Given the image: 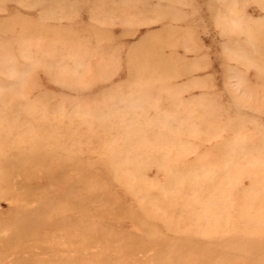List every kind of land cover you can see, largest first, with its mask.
Listing matches in <instances>:
<instances>
[{
	"label": "rangeland",
	"instance_id": "1",
	"mask_svg": "<svg viewBox=\"0 0 264 264\" xmlns=\"http://www.w3.org/2000/svg\"><path fill=\"white\" fill-rule=\"evenodd\" d=\"M0 264H264V0H0Z\"/></svg>",
	"mask_w": 264,
	"mask_h": 264
},
{
	"label": "bare ground",
	"instance_id": "2",
	"mask_svg": "<svg viewBox=\"0 0 264 264\" xmlns=\"http://www.w3.org/2000/svg\"><path fill=\"white\" fill-rule=\"evenodd\" d=\"M91 32V34L95 37V39L97 40V41H101V42H103L104 40H105V38L107 39L108 37L106 36V35H100L98 32H97V30H93V31H90ZM93 32H97V33H93ZM163 35V34H162ZM163 36H166V35H163ZM167 37H168V35H167ZM101 38H102V40H101ZM167 41H168V39H167ZM152 42H145V45L144 46H149V44H151ZM168 44H170L169 46H173V43L172 42H168ZM154 46L156 47V49L158 48V44L157 43H155L154 44ZM144 48V47H143ZM148 51H150V50H152L151 48H146ZM142 51H143V53L144 54H146L147 56H149V54L147 53V52H144V50L142 49ZM153 53V52H152ZM146 56V57H147ZM156 58H159V59H157V64H156V67H157V73H159V75H161V73L163 74L164 72H168L169 73V75L171 74V72H172V70H170V68H172L171 66H172V60H170V59H166V60H164L163 59V56H162V58L160 57V56H156ZM131 60H133V61H131V63H132V66H136L137 68L139 67V68H142V66L141 65H139V64H136L135 65V63L137 62V60L135 59V55L134 54H132V56H131ZM136 69V68H135ZM142 69H148V68H146V67H144L143 66V68ZM137 71H141L140 69H137ZM141 73V72H140ZM139 73V74H140ZM62 160H67V158L66 159H60V161H62ZM72 166V168H76L77 166H75V165H67L66 167H68V168H70ZM66 167L64 168H62V171H61V173H60V177H59V179L61 178V177H63V179H64V181H66L67 180V177L68 176H70V173H68V171H67V169H66ZM47 169V168H46ZM55 169V166L54 167H51V168H49V170H52V171H45L44 173H45V175L46 176H48V178H53L54 176H55V174H56V171L54 170ZM31 179V181L33 180V179H35V176H33L32 178H30ZM61 180V179H60ZM59 180V181H60ZM34 182V181H33ZM66 183V182H65ZM78 190H80L81 191V189L80 188H77ZM77 189H73V190H71V189H69L65 194H64V197H65V199L66 200H71V198H73V196H74V198L72 199V203H73V206L71 205V209H73V210H82V208H83V205H81L80 204V202L79 201H77V198L76 197H78V191H77ZM70 209V210H71ZM56 211L57 210H59L58 211V213L59 212H61V210H62V207H60L59 206V209H57V207H56V209H55ZM72 211V210H71ZM47 215H49V214H47ZM54 218V220L55 219H57V218H59L60 219V217H61V215L60 214H55V215H52ZM78 224H79V222H77ZM76 229H79L80 231H82V229L81 228H76ZM153 240H150V242L149 243H151V245H153V244H156V243H154V242H152Z\"/></svg>",
	"mask_w": 264,
	"mask_h": 264
}]
</instances>
